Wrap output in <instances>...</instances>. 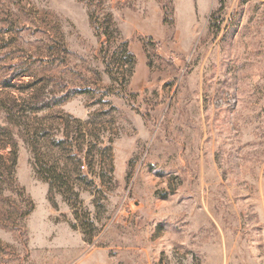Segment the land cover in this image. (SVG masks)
<instances>
[{
	"label": "rangeland",
	"instance_id": "374dc122",
	"mask_svg": "<svg viewBox=\"0 0 264 264\" xmlns=\"http://www.w3.org/2000/svg\"><path fill=\"white\" fill-rule=\"evenodd\" d=\"M0 264H264V0H0Z\"/></svg>",
	"mask_w": 264,
	"mask_h": 264
},
{
	"label": "trees",
	"instance_id": "16d2710c",
	"mask_svg": "<svg viewBox=\"0 0 264 264\" xmlns=\"http://www.w3.org/2000/svg\"><path fill=\"white\" fill-rule=\"evenodd\" d=\"M124 47H125V52L128 55V58L130 60V63H131V65H133L134 64V56L128 51V48L126 45H124ZM111 74H112V71H111ZM13 155L14 156H13L12 164L10 166V175L14 173V169H15L16 161H17L15 153ZM35 155H37V153H35ZM37 162H38V164H40V161H37ZM40 167H41V169L38 171V174H41V177L43 178V180L45 182H47L52 189L54 182H56V180L60 179L57 171L54 168H51L48 171H46L45 169H43V167L41 165H40ZM8 169H9V167H8ZM12 182H14V181H12ZM15 188L18 190L17 187H15ZM33 208L34 207H32V209ZM29 212H31V210ZM26 216H28V215H26Z\"/></svg>",
	"mask_w": 264,
	"mask_h": 264
},
{
	"label": "built area",
	"instance_id": "2783aa9c",
	"mask_svg": "<svg viewBox=\"0 0 264 264\" xmlns=\"http://www.w3.org/2000/svg\"><path fill=\"white\" fill-rule=\"evenodd\" d=\"M82 169L84 170L85 169V166H82Z\"/></svg>",
	"mask_w": 264,
	"mask_h": 264
}]
</instances>
